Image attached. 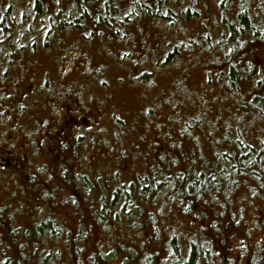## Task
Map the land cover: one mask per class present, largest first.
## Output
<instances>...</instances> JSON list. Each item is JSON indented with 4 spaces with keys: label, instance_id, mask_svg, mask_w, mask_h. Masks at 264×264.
Masks as SVG:
<instances>
[{
    "label": "trees",
    "instance_id": "16d2710c",
    "mask_svg": "<svg viewBox=\"0 0 264 264\" xmlns=\"http://www.w3.org/2000/svg\"><path fill=\"white\" fill-rule=\"evenodd\" d=\"M263 36L264 0H0V264H264Z\"/></svg>",
    "mask_w": 264,
    "mask_h": 264
},
{
    "label": "rangeland",
    "instance_id": "374dc122",
    "mask_svg": "<svg viewBox=\"0 0 264 264\" xmlns=\"http://www.w3.org/2000/svg\"><path fill=\"white\" fill-rule=\"evenodd\" d=\"M195 28L194 25H191V29ZM196 29V28H195ZM215 35V32L213 31ZM199 39V37H197ZM215 39V36H213ZM248 59L251 60V55L253 56L254 62L259 65L261 74L264 76V36L261 40H257L256 43L251 45L249 43L247 50ZM219 57H222V52H219ZM214 59H218V57L213 58L210 52H205L195 58V62L193 60H178L177 62H172L164 67L158 69L155 77L153 78L154 82L157 84L158 89L153 90L148 88L145 83H138L135 86H131L129 84H122L118 91H116L117 101L123 105L128 104L132 105V107H136L137 105H141L143 101H152L157 95L156 92L161 90L160 87H167L169 84H173V80L175 77H179L182 67L185 69H190L192 73L189 75V80L193 81L195 84H204L206 83V72L201 67L204 63L207 65L209 69H213ZM220 60V59H219ZM213 71V70H212ZM117 70H112L111 75H113L112 80L114 81L116 78ZM118 76V75H117ZM251 87V83H247L246 91H248ZM145 102V103H146ZM131 107V108H132Z\"/></svg>",
    "mask_w": 264,
    "mask_h": 264
}]
</instances>
